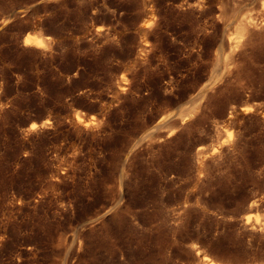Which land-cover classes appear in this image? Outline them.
Here are the masks:
<instances>
[{"label": "rangeland", "instance_id": "rangeland-1", "mask_svg": "<svg viewBox=\"0 0 264 264\" xmlns=\"http://www.w3.org/2000/svg\"><path fill=\"white\" fill-rule=\"evenodd\" d=\"M262 4L0 0V264H264Z\"/></svg>", "mask_w": 264, "mask_h": 264}, {"label": "bare ground", "instance_id": "bare-ground-1", "mask_svg": "<svg viewBox=\"0 0 264 264\" xmlns=\"http://www.w3.org/2000/svg\"><path fill=\"white\" fill-rule=\"evenodd\" d=\"M262 7L264 8V2H263V4H262ZM146 23H148V22H146ZM149 25V24H148ZM34 39H36L35 37H34ZM29 40H30V38H29ZM185 116V115H184ZM183 117V116H182ZM181 117V118H182ZM184 118V117H183ZM182 118V119H183ZM33 125V124H32ZM32 125H30V128L32 127ZM202 259H203V261H204V263L205 264H217V263H215L212 259H210V258H208V257H206V256H203L202 257ZM234 264V263H233ZM236 264V263H235Z\"/></svg>", "mask_w": 264, "mask_h": 264}, {"label": "snow or ice", "instance_id": "snow-or-ice-1", "mask_svg": "<svg viewBox=\"0 0 264 264\" xmlns=\"http://www.w3.org/2000/svg\"><path fill=\"white\" fill-rule=\"evenodd\" d=\"M262 2H264V0H262ZM148 26L150 27L151 25H148ZM26 42H27V43H30L31 41H26ZM38 43H39V42H38ZM39 46H40V47H44V45H43L42 43H40ZM78 118H79V117H78ZM36 127H37L36 124H33V125H32V128H33V129H35ZM229 136H231V133H229ZM250 220H251V217H249V221H250Z\"/></svg>", "mask_w": 264, "mask_h": 264}]
</instances>
